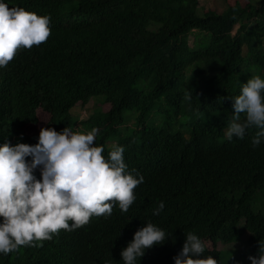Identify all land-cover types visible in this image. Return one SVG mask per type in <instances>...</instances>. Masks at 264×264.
I'll use <instances>...</instances> for the list:
<instances>
[{"label": "trees", "instance_id": "trees-1", "mask_svg": "<svg viewBox=\"0 0 264 264\" xmlns=\"http://www.w3.org/2000/svg\"><path fill=\"white\" fill-rule=\"evenodd\" d=\"M224 1L225 11L200 13L199 0H9L50 15L52 32L0 67V144L38 143L39 134L25 130L37 125L40 110L58 130L72 125V109L94 100L109 106L89 117L99 140L130 123L177 151V164L164 172L159 166L146 184L171 205L160 213L182 228L168 233L142 264H175L188 231L204 239L203 255L220 264H252L249 256L259 254L264 240V212L254 208L264 190V144L250 150L256 128L243 139L221 141L234 112L230 97L251 76L264 77V0ZM181 129H191V137ZM143 206L138 222L161 220L154 211L159 202ZM244 231L250 234L246 255L216 249L219 242L239 241ZM60 233L43 246L0 253V264L113 263L126 247L111 226L94 222Z\"/></svg>", "mask_w": 264, "mask_h": 264}, {"label": "clouds", "instance_id": "clouds-1", "mask_svg": "<svg viewBox=\"0 0 264 264\" xmlns=\"http://www.w3.org/2000/svg\"><path fill=\"white\" fill-rule=\"evenodd\" d=\"M51 23L50 15L0 0V67L7 66L20 48L46 41ZM230 99L234 112L223 129L222 143L234 136L243 139L250 128H256L250 150H262L264 77L251 76L242 83L240 94ZM108 107L103 111H109ZM97 109L102 108L96 105L85 120L75 118L72 109V125L59 131L49 125L51 115L40 110L48 115V121L37 133L38 143L13 144L9 140L0 144V253L19 252L22 245L43 246V241L62 234L61 229L73 231L94 222L111 226L126 246L115 262L105 260L103 264H142V257L163 244L168 233L182 228L160 213L165 205L172 209L171 205L160 199L153 184H146L148 178H157L159 166L164 172L168 164H177V151L166 147L167 140L155 141L145 127L130 123L123 124L112 138L99 140V127L88 126ZM178 119L180 122L181 115ZM191 131L181 129L178 133L186 139ZM149 200L159 202L154 211L161 214V220L140 223L143 203ZM259 244V254L249 256L252 264H264V240ZM211 245L209 251L215 248ZM205 248L204 239L188 231L182 250L174 257L175 264H220L213 255H203ZM235 250L246 255L249 247L230 252Z\"/></svg>", "mask_w": 264, "mask_h": 264}, {"label": "rangeland", "instance_id": "rangeland-1", "mask_svg": "<svg viewBox=\"0 0 264 264\" xmlns=\"http://www.w3.org/2000/svg\"><path fill=\"white\" fill-rule=\"evenodd\" d=\"M231 2V0L229 1ZM227 8V5L224 0H199V12L206 11V10H215L217 12H223ZM189 42L191 45L195 43V36L191 35L189 37ZM102 109L104 108V105H99ZM96 107L95 101L90 102L86 107H82L80 105L76 106L73 110V116L75 118H78L79 120H85L91 114L90 110L94 109ZM39 122L37 125H30L26 128V132L28 134L32 133H40L41 128L45 127V124L47 123V117L46 113L39 111ZM254 208L256 211H260L261 213L264 212V190L257 193L254 203ZM250 237V234L248 232H243L241 238L239 241L233 244L229 245H223L218 244L217 248L219 250L224 251H230L233 249H247L249 247L247 245V241ZM208 246L211 247V243H208ZM232 257H228V260H230Z\"/></svg>", "mask_w": 264, "mask_h": 264}]
</instances>
